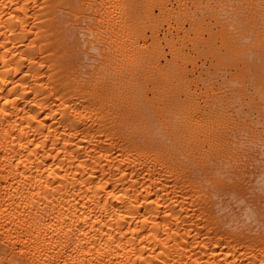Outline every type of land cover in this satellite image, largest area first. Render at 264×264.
<instances>
[{"label": "bare ground", "instance_id": "obj_1", "mask_svg": "<svg viewBox=\"0 0 264 264\" xmlns=\"http://www.w3.org/2000/svg\"><path fill=\"white\" fill-rule=\"evenodd\" d=\"M0 264H264V0H0Z\"/></svg>", "mask_w": 264, "mask_h": 264}]
</instances>
